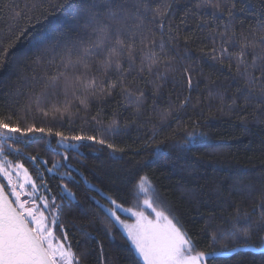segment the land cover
Returning <instances> with one entry per match:
<instances>
[{
  "label": "trees",
  "instance_id": "trees-1",
  "mask_svg": "<svg viewBox=\"0 0 264 264\" xmlns=\"http://www.w3.org/2000/svg\"><path fill=\"white\" fill-rule=\"evenodd\" d=\"M261 37L264 0H0V120L20 129L0 160L79 264H143L109 214L138 207L141 177L204 264H264Z\"/></svg>",
  "mask_w": 264,
  "mask_h": 264
},
{
  "label": "snow or ice",
  "instance_id": "snow-or-ice-1",
  "mask_svg": "<svg viewBox=\"0 0 264 264\" xmlns=\"http://www.w3.org/2000/svg\"><path fill=\"white\" fill-rule=\"evenodd\" d=\"M93 7L96 11L88 17V22L93 25V31L97 32L98 44H101L108 39L106 30L109 26L97 27L100 24L99 13L102 6L94 5ZM103 7L108 12L109 18L113 20H118L119 17L116 12L111 10L112 7L127 11L120 4H107ZM145 8H147L146 3ZM261 39L264 40V37H261ZM116 44L119 45V48H109L106 56L101 61L106 66L114 57L122 55V50L125 47L124 41L117 38ZM255 46L253 44V47ZM127 47L131 54V45ZM7 51L5 49V53ZM87 51L88 49H85V52ZM243 55L244 53L241 52V56ZM116 63L119 65V59H116ZM124 91L128 92L129 95H133L127 88ZM0 129H5L7 132L20 131L19 128L9 127L3 120H0ZM28 131H33V129L30 128ZM38 131L42 132L44 130L38 129ZM56 135L61 134L56 133ZM0 136L5 137V139L8 138L4 131H0ZM75 139L81 138L76 137ZM98 142L104 143L102 140ZM2 171L3 169L0 168V172ZM147 183L145 177L140 178L141 191L146 190ZM20 187L23 189L24 184H21ZM12 194L15 196V207L5 195L4 188L0 186V264H79L78 258L75 257L70 246L66 247L62 243L53 246L54 234L46 226L43 213L37 218L34 209L25 207L29 201H21V193L16 192L14 186ZM144 203L155 213L156 221L148 220L142 212L133 213V215L138 216L137 224L134 226L126 225L128 238L137 255L143 259L144 264H199L201 258L206 256L207 253L191 255L194 245L187 234L178 227V222H174L175 217L170 218V213L166 214L168 210L165 208L157 209L154 207V200H145ZM45 207H47L46 204ZM242 235L247 238L249 231L244 230ZM232 236L235 237L236 233H232ZM64 239H67V237H64Z\"/></svg>",
  "mask_w": 264,
  "mask_h": 264
},
{
  "label": "rangeland",
  "instance_id": "rangeland-1",
  "mask_svg": "<svg viewBox=\"0 0 264 264\" xmlns=\"http://www.w3.org/2000/svg\"><path fill=\"white\" fill-rule=\"evenodd\" d=\"M20 166V167H18ZM0 168L3 169L2 172H0V178L5 184V187H7L8 190V195L12 201V203L15 205V196L12 194V188L13 186L15 187V191L21 193L20 195V200L24 201L27 200L29 203L25 205V207L32 208L35 211V214L37 218L40 217V214L43 213L46 226L50 228L54 234V229H53V222L49 219L47 216V212L45 211V202H39L37 198V192L35 188L33 187V182L31 181V178L29 177L27 171L25 168H23L20 164H12L11 162H8L7 160H0ZM148 182V180H147ZM24 184L23 189H21L20 185ZM139 197L141 201L138 204V207L135 209H129V208H124L119 205H116L114 203L112 204V209L109 210V214L115 221V223L118 225V227L122 230V232L125 234V236L128 238V228L127 226H134L137 224L138 221V216L133 215V213H143L144 216L148 218V220H151L153 222L156 221V215L152 211L151 208L147 207L144 203L145 200L153 201L154 200V193L151 187V184L148 182L146 185V190L141 191L140 190V183H139ZM154 207L157 209L163 208L160 203L156 202L154 200ZM113 213H115L113 215ZM167 214V213H166ZM31 226V225H30ZM129 240V238H128ZM130 241V240H129ZM53 246L55 247L57 244H64L59 238L56 237L54 234V239L52 241ZM131 246L133 247L134 251L135 248L132 245L130 241ZM65 245V244H64ZM66 246V245H65ZM262 249H264V244ZM136 253V251H135ZM197 253L192 251L191 255L195 256ZM137 255V253H136ZM138 256V255H137ZM139 257V256H138ZM139 259L142 261L144 264V261L141 257ZM199 264H204V257L201 258L199 261Z\"/></svg>",
  "mask_w": 264,
  "mask_h": 264
},
{
  "label": "water",
  "instance_id": "water-1",
  "mask_svg": "<svg viewBox=\"0 0 264 264\" xmlns=\"http://www.w3.org/2000/svg\"><path fill=\"white\" fill-rule=\"evenodd\" d=\"M0 186H2L1 185V183H0ZM5 191V190H4ZM5 195L7 196V198L10 200V198H9V196L6 194V192H5ZM11 201V200H10ZM13 207H15L14 205H13Z\"/></svg>",
  "mask_w": 264,
  "mask_h": 264
}]
</instances>
